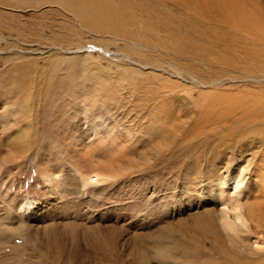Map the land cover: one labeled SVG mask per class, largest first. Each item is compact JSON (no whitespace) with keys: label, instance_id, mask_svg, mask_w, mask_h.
<instances>
[{"label":"rangeland","instance_id":"374dc122","mask_svg":"<svg viewBox=\"0 0 264 264\" xmlns=\"http://www.w3.org/2000/svg\"><path fill=\"white\" fill-rule=\"evenodd\" d=\"M134 1L139 18L149 4L179 11ZM167 35L149 43L55 0H0V264H180L182 241L224 208L221 189L228 206L264 203V134L232 128L264 101V38L225 34L196 57L162 46Z\"/></svg>","mask_w":264,"mask_h":264},{"label":"bare ground","instance_id":"6f19581e","mask_svg":"<svg viewBox=\"0 0 264 264\" xmlns=\"http://www.w3.org/2000/svg\"><path fill=\"white\" fill-rule=\"evenodd\" d=\"M55 1L61 3L67 10L74 12L86 25L96 30L110 31L119 36L135 39L137 35V39L140 41L156 42L159 40V32L165 29L168 31V39L164 40L165 38H163L164 42L160 41L162 46H171L172 49H175L174 51L182 54L188 53L196 57L203 56L204 52L206 54L215 42L224 41L225 34L231 37L239 34L244 37L258 35L264 38V26L261 23L264 18V10L253 5V1L246 0V3L244 0H168L175 4L179 11L173 12L166 7L149 4L146 5L145 10H141L143 14L140 18L136 8H139L140 11V8L145 5L143 3L137 5L135 1L130 3L131 0L124 2L122 0ZM128 4L134 7L136 13L131 10L132 7ZM147 15L149 16L148 24L143 25ZM139 20L143 23L142 26L136 25ZM200 20L204 23H201ZM134 26L139 30L134 29ZM197 37L203 40L200 42ZM238 103H234V106H237ZM241 105L244 104H239V106ZM160 106L165 109V112H173V108L169 104L163 103ZM244 107L250 109H245L244 114L234 119L232 128L238 129V131L233 132L238 134L242 127H254L250 131L248 129L244 131V135H250V132L253 133L251 136L255 137L258 134H264V101L246 102ZM229 110L233 111L235 108ZM234 115L231 113V116ZM224 125V120H219L215 126L203 124L205 129L212 128L214 130L221 129V127L224 129ZM191 136L193 135L191 134ZM225 136L226 134L221 135L223 139ZM209 140L210 138H208ZM256 170L258 174L264 173V167L256 168ZM101 176H103L101 173L95 172L93 177H97L95 181H98ZM90 178L93 179L92 176ZM259 181L264 184V177H260ZM258 186H260L259 183ZM241 189L239 187L238 191ZM220 192L224 208L217 215L202 219L195 229V234L182 241L187 259H183L185 256L179 254L178 256H182L180 258L183 260L178 263L264 264V203L259 201V203H254V207H251L249 203L242 205L240 202H234L228 206L226 200L231 199L232 192L226 187ZM252 238L255 239L254 242ZM103 241L106 245L109 242L104 239Z\"/></svg>","mask_w":264,"mask_h":264}]
</instances>
